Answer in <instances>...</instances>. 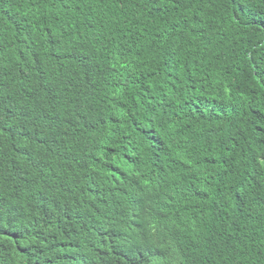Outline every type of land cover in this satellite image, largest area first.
<instances>
[{"label": "trees", "instance_id": "obj_1", "mask_svg": "<svg viewBox=\"0 0 264 264\" xmlns=\"http://www.w3.org/2000/svg\"><path fill=\"white\" fill-rule=\"evenodd\" d=\"M0 264H264V0H0Z\"/></svg>", "mask_w": 264, "mask_h": 264}]
</instances>
